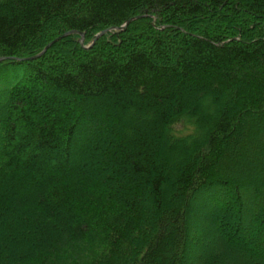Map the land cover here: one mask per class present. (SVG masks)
<instances>
[{
  "label": "trees",
  "instance_id": "obj_1",
  "mask_svg": "<svg viewBox=\"0 0 264 264\" xmlns=\"http://www.w3.org/2000/svg\"><path fill=\"white\" fill-rule=\"evenodd\" d=\"M188 215L264 264V0H0V264H183Z\"/></svg>",
  "mask_w": 264,
  "mask_h": 264
},
{
  "label": "rangeland",
  "instance_id": "obj_2",
  "mask_svg": "<svg viewBox=\"0 0 264 264\" xmlns=\"http://www.w3.org/2000/svg\"><path fill=\"white\" fill-rule=\"evenodd\" d=\"M179 44V43H178ZM149 47V44L146 43V45L143 47L144 51H147ZM204 103V101L202 102V104ZM220 110V109H219ZM218 106L217 109L215 107L214 112H209L206 109V104L202 106V111L204 113L208 112L207 115V125L206 127L208 128V130L210 129V127L217 121L218 119ZM131 115H133L132 113H129L128 116L131 118ZM139 119V118H138ZM146 120V119H143ZM165 146L166 148L169 150V146H171L173 149V152H168L167 157L169 158V160L172 162V164L177 167L181 161H182V156H181V150L185 149L180 145H171L169 143V141L167 140V138L165 137ZM188 149V148H187ZM176 151V152H175ZM184 151V150H183ZM210 157H212V155H210L208 152L203 151V155L198 157V161L200 162H208ZM222 166H220L221 168ZM230 174H232L235 179H237V181L243 182V188L245 190L246 193H251L252 188L257 186L259 184V181L262 179V176L258 175L255 173L256 169H252V168H247V164H242L239 162V165L237 168L235 169H229L228 170ZM226 170V172H228ZM249 172V173H248ZM172 188L171 186L169 187L168 191L165 190V197H169L170 194H172ZM223 195L218 191V190H211V191H203L198 193L197 197H195L194 199H192V202L189 205V209L190 210H201L203 211V214H208L210 212H212V210L214 209V204L211 203V198H218V200H222ZM221 204H223V202L225 203V201H220ZM254 201H250L249 203H246L245 205H242V209H241V229H243V231H246L247 228L250 229L251 228V220L250 217L251 216H257L258 214L255 213L254 211H252V208L254 207ZM151 214V213H150ZM152 214H151V220H152ZM188 221H189V225L187 226V230H188V239H187V245L184 248L185 252H186V259L183 261V264H197V262L199 261V257L203 256V254L205 253H209L210 251H216L217 249L223 247L222 244V239H221V235L220 233L217 232V230L215 228H212L210 235L205 234L206 236H202L199 234L198 231L199 229H210L211 225L209 224H204V220L197 218L194 219L191 215L187 216ZM248 224V227H247ZM148 226H146V229ZM196 228V229H195ZM147 236V231L145 230V233L143 235V237ZM261 239L264 241V235H261ZM249 248V247H248ZM90 250V248H89ZM88 250V251H89ZM225 256V255H223ZM233 257H235V255H232L231 258L233 259ZM234 260V259H233ZM248 264H252L250 263L251 261H247Z\"/></svg>",
  "mask_w": 264,
  "mask_h": 264
},
{
  "label": "water",
  "instance_id": "obj_3",
  "mask_svg": "<svg viewBox=\"0 0 264 264\" xmlns=\"http://www.w3.org/2000/svg\"><path fill=\"white\" fill-rule=\"evenodd\" d=\"M139 16H134V17H131V18H129L128 20H126L125 21V23L123 24V25H121V26H119V27H117L118 29H123V28H125L128 24H129V22H131L132 20H134V19H137ZM110 29H116V27H111V28H109V29H107V30H102L101 32H99L98 34H96L95 35V38H94V40L92 41V44L95 42V40L97 39V38H99L100 36H102L106 31H108V30H110ZM72 33H77L76 31H68V32H66L65 34H63V36L64 35H69V34H72ZM81 35V37L83 36V34H80ZM62 36V35H61ZM61 36H58L57 38H55L53 41H51L49 44H47L45 47H44V49L42 50V52L40 53V54H42L51 44H53L55 41H57ZM80 43H82V38L80 39ZM39 54V55H40Z\"/></svg>",
  "mask_w": 264,
  "mask_h": 264
}]
</instances>
